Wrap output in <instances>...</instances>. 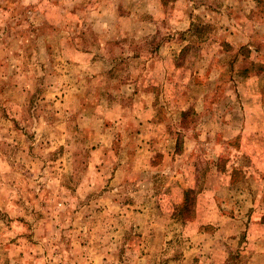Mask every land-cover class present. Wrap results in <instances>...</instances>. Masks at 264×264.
Masks as SVG:
<instances>
[{
    "label": "rangeland",
    "instance_id": "374dc122",
    "mask_svg": "<svg viewBox=\"0 0 264 264\" xmlns=\"http://www.w3.org/2000/svg\"><path fill=\"white\" fill-rule=\"evenodd\" d=\"M0 264H264V0H0Z\"/></svg>",
    "mask_w": 264,
    "mask_h": 264
},
{
    "label": "trees",
    "instance_id": "16d2710c",
    "mask_svg": "<svg viewBox=\"0 0 264 264\" xmlns=\"http://www.w3.org/2000/svg\"><path fill=\"white\" fill-rule=\"evenodd\" d=\"M190 192H192V191H188V192L186 193V203H185V204H186V208H187V206H188V204H187V203H188V199H187V197H188V195L190 194Z\"/></svg>",
    "mask_w": 264,
    "mask_h": 264
}]
</instances>
